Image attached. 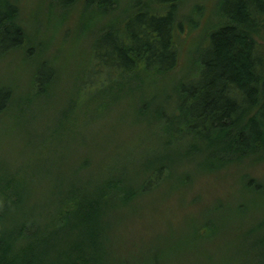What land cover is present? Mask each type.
<instances>
[{"label": "trees", "instance_id": "obj_1", "mask_svg": "<svg viewBox=\"0 0 264 264\" xmlns=\"http://www.w3.org/2000/svg\"><path fill=\"white\" fill-rule=\"evenodd\" d=\"M2 1L0 56L22 50L28 60L35 53L19 5ZM82 1L97 20L116 19L97 30L85 67L63 82L55 64L41 59L27 85H0V264H207L191 254L177 262L161 238L183 209L192 238L204 240L199 254L215 241L222 201L203 217L188 212L187 200H173L193 184L184 163L214 168L264 155V0H222L196 71L182 78L184 0H128L121 9L118 0L55 2L68 9ZM114 93L130 98L135 123L160 127L161 142L138 160L119 158L126 140L123 130L108 133L107 116L93 131L91 115L105 114ZM163 95L175 105L162 103ZM68 133L83 135L76 152L63 147ZM126 150L129 157L133 147ZM251 240L246 251L264 264V235Z\"/></svg>", "mask_w": 264, "mask_h": 264}, {"label": "rangeland", "instance_id": "obj_2", "mask_svg": "<svg viewBox=\"0 0 264 264\" xmlns=\"http://www.w3.org/2000/svg\"><path fill=\"white\" fill-rule=\"evenodd\" d=\"M15 1L19 5V21L27 33V44L35 54L28 60L22 50H15L4 57L0 56V85L9 84L14 88L28 84L37 66L36 61L41 59L55 64L61 72L63 82L69 77H74V74L80 72L90 59L91 46L97 30L102 24H114L116 20H113L114 16H105L97 20L93 14L86 12L84 1L73 4L68 9L56 5V0ZM118 1L119 9L128 4V0ZM221 2L222 0H184L181 11L187 19L178 38L181 60L177 69V78H182L181 76L190 71H196L199 47L206 43L205 34L208 29L219 20L218 8ZM2 4L3 1L0 0V6ZM71 96L72 94H68L66 89L65 103ZM167 98L168 96L163 95L162 103L174 106L175 99L167 101ZM108 99H110L109 110L103 115H91L90 121L96 135L103 130L98 129L99 123L103 121L100 119L106 116L107 121L111 125L114 124L112 130L108 132L110 135H116V129L123 130L122 137L126 141L120 159L138 160L149 147L161 142V139L154 134L155 131L160 130L156 122L152 120L149 123L146 119L144 122L135 123L128 103L130 98L127 95L114 93ZM80 121L82 122L81 118ZM66 136L68 138H65L63 143L64 149H67V153H71L72 150L76 152L81 146L83 135L74 136L68 133ZM131 147L133 152L127 157L126 148ZM188 162L190 164H184L191 172L193 184L190 189L182 193H173V200H187L189 205L185 207L188 212L195 215L202 212L203 217L204 210L214 205L216 199L223 202V207L214 210L215 222L212 225L217 229L215 241H205L208 252L203 251V245L200 254L197 246L204 240L192 238L193 225L187 224L191 219L183 221L184 210H179V219H175V225L165 228V235L161 238L164 245L170 246L167 248V255L177 262L184 259L187 254H191L193 260L197 261L198 255L199 260L207 264H260L262 261L259 259L260 253L253 254L252 248V254L246 250L250 248L248 242L252 238L254 239L251 240L250 246L253 240L264 235V155L257 159L247 158L216 164L214 168H211L210 164L200 162V159L196 161L191 159ZM248 180L252 186L261 187L263 192L253 194L246 185ZM208 228L210 237L213 232L210 226ZM252 228L253 234L248 235V230ZM260 244L263 246H258L259 249L264 251V243L260 242ZM253 259L255 261L251 263ZM164 260L169 262L168 259Z\"/></svg>", "mask_w": 264, "mask_h": 264}]
</instances>
